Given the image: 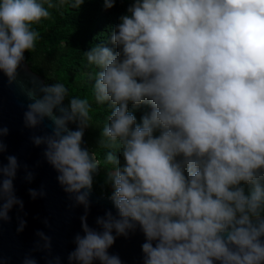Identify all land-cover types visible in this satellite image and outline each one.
Masks as SVG:
<instances>
[{
	"label": "clouds",
	"instance_id": "9594fccd",
	"mask_svg": "<svg viewBox=\"0 0 264 264\" xmlns=\"http://www.w3.org/2000/svg\"><path fill=\"white\" fill-rule=\"evenodd\" d=\"M84 2L0 0V72L9 84L17 82L25 52L35 50L32 26L50 18L49 9ZM115 3L104 0L107 9ZM127 11L108 41L116 51L99 43L84 52L98 69L95 102L111 109L99 145L110 149L105 164L115 166L106 182L116 215L97 218L102 231L87 224L101 166L82 147L89 101L69 97L61 83L33 80L22 88L30 101L25 125L36 128L46 118L53 125L34 144L46 145L60 185L86 211L68 264H122L109 249L138 226L146 238L143 264H264V0H134ZM145 103L151 111L138 123L134 112ZM7 160L0 167L4 221L13 206L23 209L13 186L19 164L15 156ZM24 227L21 220L18 231Z\"/></svg>",
	"mask_w": 264,
	"mask_h": 264
},
{
	"label": "water",
	"instance_id": "95a60500",
	"mask_svg": "<svg viewBox=\"0 0 264 264\" xmlns=\"http://www.w3.org/2000/svg\"><path fill=\"white\" fill-rule=\"evenodd\" d=\"M18 72L17 82L13 84H9L8 78L0 72V129H8L6 136L0 135V143L7 148L0 152V167L8 163V156L16 157L19 168L13 181L14 193L23 202V209L19 205L13 206L8 221L0 220V264H24L25 258L35 259L37 264H55L56 258H59L60 264H68V256L76 248L75 237L77 234L84 235L81 217L85 216L86 211L60 185L57 179L59 173L44 155L46 145L37 146L33 142V137L52 134V122L46 118L36 128H29L24 122V113L30 101L22 88L32 87L33 80L47 82L32 69L26 58ZM69 127L77 130L76 124ZM86 137L87 128L84 130L82 147L91 154L93 151ZM29 173L32 174L30 181L27 179ZM99 174L100 167L93 180ZM3 179L0 175V181ZM30 189L44 194L33 198ZM89 200L87 224L102 231L96 223L97 218L105 217L109 211L116 215L111 196L99 194L92 188ZM21 220L25 222V227L23 231H18ZM38 233H44L49 238L50 247H45V241ZM145 242L146 238L138 226L127 236H117L109 254L118 256L122 264H143L142 245Z\"/></svg>",
	"mask_w": 264,
	"mask_h": 264
},
{
	"label": "trees",
	"instance_id": "16d2710c",
	"mask_svg": "<svg viewBox=\"0 0 264 264\" xmlns=\"http://www.w3.org/2000/svg\"><path fill=\"white\" fill-rule=\"evenodd\" d=\"M134 0H116L115 6L107 9L104 0H85L79 9L65 6L60 9H49L50 18L34 24L33 30L39 33L35 50L25 52V58L32 69L41 74L47 84L61 83L69 97L87 99L90 104V127L87 128V142L101 162L100 174L93 180V189L99 194L112 196L113 187L107 183V174L114 171V165L105 164L104 157L110 149L99 145L100 135L111 109L107 103L98 104L94 99L91 77L98 69L89 65L84 52L92 46L105 43L116 51L114 45L108 43L112 29L120 23V17L128 14L129 6ZM47 7V5H45ZM68 104V100H65ZM131 110V106H130ZM151 111L147 103L134 112L137 122L141 116ZM121 163L123 157L117 153ZM245 187L247 194L248 187Z\"/></svg>",
	"mask_w": 264,
	"mask_h": 264
}]
</instances>
